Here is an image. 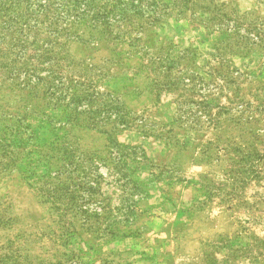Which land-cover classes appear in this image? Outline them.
<instances>
[{"label":"rangeland","instance_id":"rangeland-1","mask_svg":"<svg viewBox=\"0 0 264 264\" xmlns=\"http://www.w3.org/2000/svg\"><path fill=\"white\" fill-rule=\"evenodd\" d=\"M134 1L41 65L62 100L0 74V264H264V0Z\"/></svg>","mask_w":264,"mask_h":264},{"label":"trees","instance_id":"trees-1","mask_svg":"<svg viewBox=\"0 0 264 264\" xmlns=\"http://www.w3.org/2000/svg\"><path fill=\"white\" fill-rule=\"evenodd\" d=\"M134 2V0H0V74L2 78L17 86L24 84L28 88L33 84L43 86L42 80L49 77L50 80L45 81L48 95L62 100V91L57 90L60 81H55L57 76L47 74L40 76L44 71L41 65L48 64L49 61L50 64L52 57L57 54L54 53V48L62 47L65 42L74 37L77 24L86 23L93 29L106 32L117 21L119 17L117 12L136 6ZM60 137L54 138L57 144L55 143L56 146L51 151L62 163L69 164L73 159L91 160L95 156L92 153L86 154L78 148H72V140L68 137ZM1 141L0 137V145L3 146ZM108 147L111 149L113 161L125 169L123 164L127 156L122 153L125 145L116 140L111 141ZM142 156H144L143 152ZM125 176L123 172L122 179ZM52 177L57 179L55 176ZM43 182V185L37 188L39 196L43 201L59 209L58 213L61 216L65 215V209H60L59 206L64 205L63 201L68 195L67 189L62 190L64 188L62 182ZM132 213L127 208L124 219L105 220L101 229L103 237L115 238L122 231L118 228V224L126 222L122 226L127 225ZM82 214H84L83 211ZM88 216L86 214V217Z\"/></svg>","mask_w":264,"mask_h":264}]
</instances>
